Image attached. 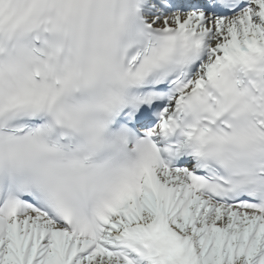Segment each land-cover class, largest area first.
Here are the masks:
<instances>
[{
  "label": "snow or ice",
  "instance_id": "snow-or-ice-1",
  "mask_svg": "<svg viewBox=\"0 0 264 264\" xmlns=\"http://www.w3.org/2000/svg\"><path fill=\"white\" fill-rule=\"evenodd\" d=\"M0 264H264V0H0Z\"/></svg>",
  "mask_w": 264,
  "mask_h": 264
}]
</instances>
